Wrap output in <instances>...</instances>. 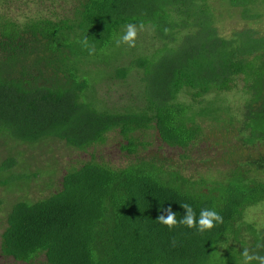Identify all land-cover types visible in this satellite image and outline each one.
Segmentation results:
<instances>
[{
  "label": "trees",
  "instance_id": "1",
  "mask_svg": "<svg viewBox=\"0 0 264 264\" xmlns=\"http://www.w3.org/2000/svg\"><path fill=\"white\" fill-rule=\"evenodd\" d=\"M224 1L243 20L264 17V0ZM16 3L39 7L21 19L8 10ZM215 11L211 0H0V140L10 144L0 147V185L11 191V183L41 177L20 145L58 139L93 150L51 194L12 203L4 256L26 264H241L244 250L264 255V227L245 221L264 201V33L244 26L224 35ZM129 23L152 33L154 51L117 44ZM131 76L134 102L106 106L100 82ZM239 81L246 102L237 113L224 95ZM207 119L216 122L214 139ZM150 130L180 148L181 164L146 153ZM112 132L122 137L125 165L99 158ZM208 142L225 169L187 173L184 161ZM185 204L222 221L200 234L179 223ZM169 208L172 228L158 219Z\"/></svg>",
  "mask_w": 264,
  "mask_h": 264
},
{
  "label": "rangeland",
  "instance_id": "2",
  "mask_svg": "<svg viewBox=\"0 0 264 264\" xmlns=\"http://www.w3.org/2000/svg\"><path fill=\"white\" fill-rule=\"evenodd\" d=\"M211 1L215 6V12L218 17L217 25L222 34L230 35L235 29L244 26L257 28L264 33V17L256 21H246L242 19L238 9L230 7L224 0ZM37 6L38 5L33 3H31L30 6L27 4L16 3V5L13 4L8 10L11 14L24 19L23 16L35 13L39 7ZM135 41L139 43L137 51L140 50L144 53H149L152 50L154 51L155 46H157V42L153 39L152 33L149 30L137 29ZM93 75L96 77V80H99V72H94ZM134 75L139 78L137 72H135ZM136 82L137 81L133 76H131L127 82L107 78L100 82L98 90L101 96H99V94L98 96L103 100L105 98L106 106L110 107L123 106V104L128 103L132 104L135 100L133 94L135 92ZM242 88L243 82L239 81L238 86L234 90L224 95L226 102L230 104L233 110L237 113H239L244 107L246 102V96L244 95ZM214 96L215 94H211L207 97L213 98ZM180 99L183 101H190L191 97L186 92H183ZM203 125L208 129V132L212 134V139L215 138L213 137L214 134L219 135L216 122L214 123V121L207 119L203 122ZM144 136L146 140L151 142V145L146 152L147 154H158L161 159L167 157V159L170 160V165L173 166L181 164L183 160L180 158V148L169 147L159 139L158 135L153 130L147 131ZM121 141L122 137L119 132L110 133L108 142L99 146L97 149L99 158H103V160L119 166L127 164L129 160L121 150ZM4 143L7 142L0 140V147L3 145V150L8 149L10 144L5 145ZM30 145L34 147L25 144L20 145V151L25 153L28 157L27 160L25 159L28 164L26 167L30 168V171H36L41 168L42 175L37 181L33 179L30 184H28L29 182H23L21 184L15 182L11 183L13 188H16L11 191L0 185V200L3 201L0 211V243L1 234L7 224L8 211L15 200L28 199L35 201L51 194L60 186V180L70 164H77L79 161L90 159L93 151H78L58 139H48L43 143L38 142ZM212 145V143H202L199 147L201 150L195 153L193 158L184 161L187 173L190 174L192 172H197V174L203 175H206L207 173L216 174L219 169H225V165L221 163L219 159L220 154L218 152V146L214 145L215 149H211ZM260 149L261 151H264V146ZM17 170L22 171L24 168L18 166ZM2 175L3 174H0V178H2ZM261 177L264 178V173H262ZM245 221L247 223H253L258 228L264 227V201L246 210ZM244 263L245 260L243 259L241 264ZM0 264L26 263L18 262L12 257L4 256L0 249ZM35 264L41 263L36 262Z\"/></svg>",
  "mask_w": 264,
  "mask_h": 264
},
{
  "label": "clouds",
  "instance_id": "3",
  "mask_svg": "<svg viewBox=\"0 0 264 264\" xmlns=\"http://www.w3.org/2000/svg\"><path fill=\"white\" fill-rule=\"evenodd\" d=\"M137 36V28L134 24L129 23L126 25V30L121 36L120 40L117 41L119 45L121 42L126 43L129 47H133L135 44V38ZM85 46H87V39L84 40ZM187 209V213L179 221V223L187 226L188 228H195V230L203 234L207 231H210L215 227L216 224L222 221V217L215 210L211 209H201L199 216H196L193 208L185 204L183 206ZM158 219L162 224L167 225L169 228H172L176 225L177 221L175 219V213H172L169 208V215L167 217L159 215ZM243 257L245 264H253V262H258V264H264V255L259 254H249L248 250H244Z\"/></svg>",
  "mask_w": 264,
  "mask_h": 264
}]
</instances>
